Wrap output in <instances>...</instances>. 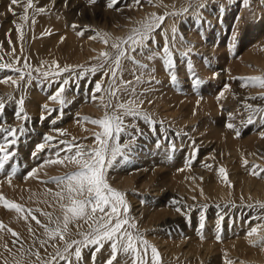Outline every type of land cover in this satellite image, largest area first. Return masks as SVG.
<instances>
[{
	"label": "rangeland",
	"instance_id": "rangeland-1",
	"mask_svg": "<svg viewBox=\"0 0 264 264\" xmlns=\"http://www.w3.org/2000/svg\"><path fill=\"white\" fill-rule=\"evenodd\" d=\"M110 3L112 7L108 6ZM190 3L193 7L184 13L183 10ZM199 3L201 0H139V3L136 0H95V3L90 0H33V8L27 12L28 20L24 21L20 19L24 14L23 6H11L16 13L13 15L9 11L10 0H0V66H10L0 67V92L12 86V80L19 84L12 96L14 99L6 102L2 118L6 127L19 128L22 125L25 128L23 134L17 133V144L10 149L15 152V156L8 166L18 167L17 172L11 175L13 169L7 176L0 173V194L25 209L17 213L6 209L3 201H0V222L6 226L0 230V264H5V261L7 264H44L55 255L57 247L63 250V242L58 237L48 240L43 235L44 229L31 216L24 218L28 209L43 224H48V218L42 212L51 213L53 219L63 217L60 204L67 205L68 200L65 198L60 201L56 195L63 185L58 186L50 181L76 171L77 166L68 161L63 164L46 161L75 154V148L71 153L60 151L65 147L58 144L61 140L85 149L95 147V134L103 130L90 120L103 118L105 112L119 111L117 105L129 100L134 101V106L142 114L124 117V123L129 126L126 131L136 137L134 146L127 159L117 156L113 167L106 171L108 184L124 194L129 206L128 217L136 225L135 229L129 231L138 232L150 246L158 250L157 264H264V246L256 243L260 237H264V219H257L264 217V207H260L264 205V172L258 176L252 174L254 166H258L255 168L258 172L264 169V112H255L247 107L251 105L252 109H264V99L261 98L264 97V88L244 86L242 80L264 77V71L258 68L260 74L243 73L249 66L254 68L250 64V56L264 57V0H248L247 5L243 0H203L206 5L204 8L196 7ZM37 8L45 10L37 12ZM154 15L165 17L160 27L152 33L155 43L149 39L142 53L139 48L129 53L138 64L130 59L122 60L121 69L112 84L116 94L110 96L111 71L107 75L105 71L114 65L111 60L105 62L101 53L108 50V53L114 54L113 43L126 39L133 29L151 21ZM142 16L144 18L139 19ZM123 20L128 24L121 22ZM17 25H20V31ZM253 26L259 27L254 34L250 30ZM173 27L176 29L174 45ZM215 35H220V38L215 40L217 46L213 47L211 42ZM165 36L175 61L173 71L178 77L175 85L170 81L169 71H166L165 62L161 59L163 53L160 50L165 45ZM105 39L107 44L104 43ZM94 41L107 48L104 51L94 49L91 45ZM71 45L74 47L73 52L67 56V48ZM86 46L93 54L96 53V57L87 55ZM210 46L215 48V52ZM80 53L84 57L82 61ZM183 53H187L186 58H182ZM25 63L33 70L39 68L41 73L59 71L65 67L71 71L63 72L55 79L41 76L26 83L19 79V73L11 70L24 68ZM102 63L104 70H97L94 75L85 72L83 77L77 79L85 69ZM140 65H146L147 68H141ZM32 75L36 77L38 74L33 71ZM197 77L200 83L193 87V80ZM65 79L69 82L64 86L66 91L63 95L71 103L64 106L61 115V106L50 97ZM97 82L102 83L100 92H94ZM225 85L228 86L227 90ZM221 91H224L222 97L219 95ZM93 95L96 99H93ZM21 98L24 100V112L29 117L27 121L14 116L19 111ZM162 99L174 101L173 112L176 115L166 112ZM96 104L103 106V116V113L99 115L91 112L92 106ZM109 104L111 107H105ZM43 105L56 111L49 114ZM208 107L214 110H208ZM143 114L155 122V132L143 119ZM250 115L252 123L247 122ZM42 116L46 119L41 120ZM85 117L89 120H85ZM231 122L235 126L233 129L226 126ZM56 129L62 130L63 134ZM137 129L143 135L138 134ZM237 131L240 132L239 137L236 136ZM45 135L53 136L55 139L51 143L56 146L50 148L46 144L45 149L33 157L36 146L44 143ZM33 138L38 140L35 146H29ZM130 141L131 137L121 133V145L129 144ZM58 151L59 157L56 156ZM158 152L163 153L162 161L168 167L167 172L171 173L169 176L177 183L181 181L180 185L176 186L172 179L167 183L161 181L160 177L149 171L137 177L128 174L133 177L132 187L124 191L118 188L120 182L115 180V175H112L114 172L111 171L118 168V173H127L133 162H149L153 157L157 159L155 153ZM255 152L260 155L253 154ZM151 164L155 166L156 162ZM221 168L225 169L227 181L219 171ZM145 169L148 167L143 166L140 170ZM33 170L34 175L29 176L28 173ZM192 180L197 181V189L190 186L187 190L186 187L182 188L183 184ZM169 193L176 195L171 197ZM161 200L164 207L161 204L156 206ZM150 205L151 212L158 214L155 218L161 211L172 212L175 216L170 213L169 218H175L174 223H170L169 227H151L156 221H148L141 212ZM77 223L81 225L80 231H88L83 221L72 222L69 224L70 235L66 239H81L76 235ZM144 224L149 229H142ZM257 225L262 226L258 233L248 236L251 228ZM7 228L19 234L17 243H13L16 237ZM29 228L32 232H29ZM41 239L48 241L43 247L39 243ZM161 241L165 245L160 244ZM138 247L142 248L139 244ZM37 251L39 260L33 254ZM94 251L95 246L84 248L80 264H104L109 258L108 243L96 254L95 261L92 256ZM72 259L75 264V258ZM124 260L123 256L118 255L119 264H124ZM147 260L148 264H152L151 248L148 249ZM58 264H64V261H58ZM127 264H132L131 259H128Z\"/></svg>",
	"mask_w": 264,
	"mask_h": 264
},
{
	"label": "snow or ice",
	"instance_id": "snow-or-ice-1",
	"mask_svg": "<svg viewBox=\"0 0 264 264\" xmlns=\"http://www.w3.org/2000/svg\"><path fill=\"white\" fill-rule=\"evenodd\" d=\"M90 2L95 3V0H90ZM136 2L139 3V0H136ZM149 2H151V0H149ZM243 3L247 5L248 0H243ZM13 5L23 6L24 14L20 16V19L27 21V12L30 8H33V0H26V3L24 0H10L9 11L13 12V15H16L11 7ZM108 6L112 7V4L110 3ZM192 7L193 5L190 3L189 6L183 10L184 13H187ZM196 7L204 8L206 5L203 3V0H201V3L197 4ZM44 10L45 9L43 8L36 9L37 12H43ZM173 15H175V13H173ZM164 19L165 17L163 16L154 15L151 21L145 22L140 28L133 29L132 34H130L126 39L121 40L119 43H113L112 48L115 49L114 54L108 52L101 53L105 62L111 60L114 65V67L105 71V75L108 74V71H111L108 89V94L110 96H115L116 94V90L112 89V84L115 83L117 72L121 69L122 60L130 59L134 64H138L135 58L129 53L136 52L138 48L142 53L144 48L147 47L146 42L149 39H152L153 43H155L152 33L160 27ZM17 30L20 31V25H17ZM172 33L174 45L176 36L175 27L172 28ZM180 38L183 40L182 35ZM235 39L236 37L234 36L233 40ZM104 43L107 44L106 39L104 40ZM125 45L127 47H125ZM160 51L163 53L161 59L165 62L166 71H169L170 81L175 85L178 81V77L173 71L175 68V61L169 48L167 36H165V45ZM181 55L182 58H186L187 53H183ZM53 63L55 64L56 62ZM188 64L190 68L191 62L189 61ZM0 67L9 68L10 66L2 65ZM140 67L147 68L146 65H140ZM56 68L59 69L58 64H56ZM24 69H28V71L25 72ZM11 70L19 73V79L21 81H26V83H30L33 79H40L41 76L44 79H48L50 76L55 79L63 72L71 71V69L65 67L59 71H45L41 73L39 68L33 70L27 63L24 64V68H13ZM97 70H104V64L102 63L96 67L85 69L79 74V76H77V79L83 77L85 72H91L94 75ZM33 71L38 74L36 77H33ZM73 75H75V73H73ZM242 80L244 81V86L264 88V77H247L242 78ZM11 82L13 85L19 87L16 80H12ZM68 82V79H65L57 91L50 97L52 101L58 102L61 106V115L64 106L71 103V101L63 95L66 91L64 86L67 85ZM157 83H159V81H157ZM199 83V78H195L193 80V87ZM227 88L228 86L225 85V90H227ZM100 91H102V83L97 82L94 92ZM132 91L134 93L135 90L132 89ZM219 95L221 97L224 96V91H221ZM261 98L264 99V97ZM13 99L14 98L12 96H0V133L3 134L0 136V140L3 141L0 143V170H3L5 166L9 164L12 159H14L15 152L10 151V149L17 144V133L19 132L20 134H23L25 131V128L22 125L19 128L5 126L6 122L2 117L6 107V102L12 101ZM93 99H96L95 95H93ZM251 99H255V97H251ZM23 104L24 100L21 98L19 100V111L15 112L14 116L18 120L27 121L29 117L27 116V113L24 112ZM105 107H111V105L109 104ZM247 107L255 112H264V109H252L251 105H247ZM43 108L45 111L49 112V114L56 111V109H49L48 105H43ZM117 109L119 111H113L111 113L105 112L104 117L101 119L90 120L92 124L99 126L103 130L102 132L95 134V147L85 149L80 145L68 144L61 140L58 141V144H63L65 147L60 149V151L71 153L73 148H75V154H66L63 159L57 158L46 161L51 164H63L64 161H68L70 163H74L77 166V170L63 177L52 178L50 181L56 183L58 186L63 185L61 191L56 193V195L59 197L60 201H63L65 198L68 200L67 205L63 203L60 204L64 213L62 219L59 217L53 219L51 213L42 212L41 214L48 218V224H43L39 219H37L31 209L27 210V216L24 217L27 219L28 216H31V219L35 220L36 223L44 229L43 235L47 236L48 240H53L58 237L59 240L63 242V250L57 247L55 255H52L48 261L44 262V264H58V261H64V264H73V257L75 258V264H80L83 260V249L91 246H95V251L92 253L93 261H95L96 254L104 248L106 243L109 244L110 255L104 264H119L118 255L125 258L124 264H127L128 259H131L132 264H148L147 254L149 248H151L152 253V264H157L158 250L154 246H150L138 232L133 233L132 231H129V229H135L136 225L131 223L128 217L129 206L124 199V194L112 188L107 182V169L113 167L117 156H122L124 159L128 158V153L132 151L136 139L132 133L126 131L129 126L124 123V117H138L142 115L141 112L138 111L137 107L134 106V101L132 100L118 104ZM43 119H46V117L42 116L41 120ZM84 119L89 120L88 117H85ZM143 119L152 126V131L155 132V122L147 114H143ZM247 122L252 123L251 115L248 117ZM52 123L55 124L56 121L53 120ZM226 126L229 129H233L235 127L233 123H228ZM56 131L63 134V131L60 129H56ZM121 133L131 137L129 144H120L119 141ZM137 133L143 135L139 129H137ZM239 135L240 132L237 131L236 136L239 137ZM43 139L44 143L38 144L36 146V150L33 151V157H36L37 152L43 151L46 144L50 148L56 146L51 143L55 139L53 136L45 135ZM56 156L59 157V151L56 153ZM244 163L247 165V160H245ZM256 167L258 166H254L252 171L253 175L258 176L260 172H264V169H260L259 172L256 171ZM219 171L224 175V178L227 181L225 169L221 168ZM34 172L35 170L28 173V175H34ZM11 175H15L14 170ZM0 201H3V206L6 209L15 210L17 213L25 211L21 205L8 201L2 194H0ZM260 207H264V205H260ZM176 210L180 211L179 208ZM203 219L204 217L202 215L200 225L201 229L203 228ZM257 219H264V217H259ZM78 221H83L84 224L88 226V231H80L81 225L77 223L76 235L80 236L81 239H66V236L70 235L69 224ZM52 225L55 226L53 227ZM261 227V225L252 227L247 235H256L258 233V229ZM4 228H6V226L0 222V230H3ZM7 231L11 233L13 237H16V240H14L13 243H17L19 240V234L11 228H7ZM29 232H32L31 228H29ZM39 243L43 247L44 244L48 243V241L41 239L39 240ZM256 243L264 246V237H260ZM138 244L141 245L142 248L138 247ZM52 246L55 247V245ZM5 248L8 250L7 245H5ZM73 248L74 251H72ZM141 251L143 252V255H141ZM33 254L38 260L40 259L38 251ZM5 264H7V261H5Z\"/></svg>",
	"mask_w": 264,
	"mask_h": 264
},
{
	"label": "bare ground",
	"instance_id": "bare-ground-1",
	"mask_svg": "<svg viewBox=\"0 0 264 264\" xmlns=\"http://www.w3.org/2000/svg\"><path fill=\"white\" fill-rule=\"evenodd\" d=\"M155 10V9H154ZM150 12H152V11H150ZM146 14V13H145ZM144 14V15H145ZM143 15V16H144ZM139 17V19H143L144 17ZM148 16V15H147ZM264 16V15H263ZM89 19V18H88ZM146 20V19H145ZM260 20V19H259ZM107 21V20H106ZM121 22H124V24H128L125 20H123V21H121ZM147 22V21H146ZM96 24V23H95ZM124 26V25H123ZM259 27H260V24H259ZM259 27H257V26H253L250 30H252V33L254 34L255 32H256V30H258L259 29ZM41 28H43V26H41ZM127 28V27H126ZM103 30V29H102ZM114 31V33H116L117 31L116 30H113ZM116 31V32H115ZM106 32V31H105ZM238 32V31H237ZM117 33H119V32H117ZM116 33V34H117ZM121 33V32H120ZM220 33V32H219ZM258 34V33H257ZM252 35V34H251ZM256 35V34H255ZM119 37V36H118ZM223 37V36H222ZM225 37V36H224ZM256 37H258V36H256ZM220 38V35H215L214 36V39L212 40V42H211V44L213 45V47H215V46H217V42H215V40L216 39H219ZM247 38V37H246ZM257 39L258 38H256V41H257ZM36 40V39H35ZM39 40V39H38ZM96 41H94L93 43H91V45H93V48L94 49H99L100 51H104V49L105 48H107V46L105 47V45L103 44V45H97V44H99V43H95ZM79 45V44H78ZM252 45V44H251ZM88 46V45H87ZM87 46H86V52H87V55L89 56V57H96V53L95 54H93L91 51H90V48L88 49L87 48ZM219 46V45H218ZM69 47V46H68ZM67 48V47H66ZM220 48V47H219ZM73 49H74V47L71 45L70 47H69V49L67 48V56L68 55H71V53L73 52ZM210 49L213 51V52H215V48H212L211 46H210ZM207 50H208V48H207ZM4 51V50H3ZM80 51V50H79ZM108 51V50H107ZM106 51V52H107ZM257 51V50H256ZM222 52H224V51H222ZM249 52H250V50H249ZM77 53H79V52H77ZM82 53V52H81ZM80 53V55L82 56L83 54H81ZM100 52H98V54H99ZM258 53H259V51H258ZM64 54V53H63ZM77 55V54H76ZM216 55V54H215ZM81 56H79L80 57V60L82 61L83 59H84V57L81 59ZM85 56V55H84ZM222 56V55H221ZM78 57V58H79ZM98 57V56H97ZM248 57V56H247ZM88 58V57H87ZM87 58H85V60L87 59ZM250 64H253L254 65V68H250V66L249 65H247V66H249L248 68H246L244 71H243V73L246 75H254L255 73H259L258 71V69H260V70H263L264 71V57H260L259 58V56H250ZM89 59V58H88ZM225 61V60H224ZM79 62V61H78ZM220 62V61H219ZM224 63V62H223ZM72 64H75V63H72ZM79 64V63H78ZM69 65H70V63H69ZM77 65V64H76ZM238 65V64H237ZM258 68V69H257ZM241 70V69H240ZM243 70V69H242ZM261 72V71H260ZM237 73V72H236ZM242 73V74H243ZM260 74V73H259ZM19 83V82H18ZM11 85V84H10ZM19 85V84H18ZM27 85V84H26ZM21 86V85H20ZM17 86L16 85H12V86H8L7 88H5V90H3V91H1L0 92V96H3V97H5V96H13V94L15 93V88H16ZM17 91H19V89L17 90ZM17 93H19V92H17ZM172 99H173V97H172ZM174 101H175V99H173ZM172 100V101H173ZM172 101H170V100H166V99H162L161 100V102H162V104H163V107L165 108V110H166V112H168V114H170V113H172L173 115H176V113L175 112H173L174 111V107H173V102ZM98 103V102H97ZM191 103V102H190ZM211 104V103H210ZM205 106V105H204ZM203 106V107H204ZM99 109H98V108ZM206 107V106H205ZM205 107H204V109H205ZM209 108V107H208ZM212 108V107H211ZM211 108H209L208 110H210ZM203 109V110H204ZM164 110V109H163ZM205 110H207V109H205ZM213 110H214V108H213ZM212 109H211V111H213ZM90 111V110H89ZM88 111V112H89ZM104 110H103V106H101V107H99V105L98 104H96L95 106H92V110H91V112L92 113H96L97 112V114L99 113V115L100 114H102V116L104 115V112H103ZM91 113V114H92ZM192 113V112H191ZM7 114V113H6ZM171 115V114H170ZM184 115H185V113H184ZM201 115V114H200ZM169 116V115H168ZM167 116V117H168ZM94 117H95V115H94ZM175 117V116H174ZM176 117H179V116H176ZM187 117V116H186ZM181 118H183V117H181ZM235 118V117H234ZM233 118V119H234ZM100 119V118H99ZM175 119H177V118H175ZM185 119V118H184ZM183 119V120H184ZM186 119H188V117L186 118ZM178 120V119H177ZM197 121H198V119H197ZM184 122V121H183ZM186 122V121H185ZM184 122V123H185ZM190 123H192L191 121H190ZM217 123H218V120H217ZM232 123V122H231ZM181 125V124H180ZM200 126H201V124H200ZM188 127V126H187ZM218 127V126H217ZM208 128H209V126H208ZM219 128V127H218ZM211 129H212V127H211ZM210 129V130H211ZM212 131H213V129H212ZM211 131V132H212ZM205 132V131H204ZM214 132V131H213ZM208 134V133H207ZM213 134V133H212ZM216 134V133H215ZM227 134V133H226ZM206 135V134H205ZM209 135H210V133H209ZM210 136H213V135H210ZM215 136H217V135H215ZM225 138V137H224ZM37 140H38V138H33L30 142V145L29 146H32V145H34L35 146V144H36V142H37ZM2 141V140H1ZM226 141V140H225ZM227 144V143H226ZM236 144V143H235ZM240 144V143H239ZM237 145V144H236ZM239 146H242L241 144L239 145ZM257 147H259V146H257ZM253 148H255V147H253ZM233 150H234V148H233ZM232 152V151H231ZM142 154V153H141ZM157 154V155H156ZM253 154H255V155H260V153H253ZM147 155V154H146ZM149 155H152V153L151 154H149ZM154 155V154H153ZM155 155L157 156L156 158L157 159H155L154 157H153V159H149V162H143V161H140V162H133V164L130 166V168H129V170H128V172L127 173H124L123 171L122 172H120V173H118L117 172V169L116 168H113V169H116V171L115 170H113V171H111V172H114L112 175H115V180L116 181H119L120 183L119 184H117V186H118V188H120V189H123V191H124V189H129L130 187H132V185H133V177H137V176H142V174L144 173V172H146L147 174H148V172L150 171V172H153V173H155L158 177H160V180L162 181V180H164L166 183H167V181H170L173 177H171V176H169V175H171V173H169V172H167V169L166 168H168V167H166V165L164 164V162L162 161V156H163V153L162 152H158V153H155ZM148 158H149V156H148ZM147 158V159H148ZM45 159H43V160H41V162L42 161H44ZM49 160V159H48ZM131 161V160H130ZM168 161V160H167ZM152 162H156V164H155V166H154V164H153V166H152ZM145 163V164H144ZM7 166H8V164H7ZM143 166L145 167V168H147L148 167V169H145V170H143V171H141L140 169H142L143 168ZM147 166V167H146ZM115 167V166H114ZM17 168L18 167H11V166H8L7 167V169L6 168H4L5 170H6V172H5V170L3 169L2 171H0V173H1V175H8V174H10L11 172H12V170L13 169H15L14 171H16L17 170ZM17 172V171H16ZM131 173V176H133V177H131V176H128V174H130ZM127 176V177H124V176ZM155 175V176H156ZM149 178V177H148ZM196 178V177H195ZM152 179V178H151ZM179 179V178H178ZM194 179V178H193ZM113 180H114V178H113ZM121 180H122V182H121ZM136 180V179H135ZM185 180V182H186V178L184 179ZM183 180V181H184ZM35 181V180H34ZM148 181V180H147ZM150 181H152V180H150ZM172 181H173V179H172ZM154 182V181H153ZM171 182V181H170ZM175 184H176V186L181 182H179V183H177V182H175V181H173ZM196 182L197 181H189L188 183H185V184H183V187L182 188H185L186 187V190H187V188L190 186V187H192V188H195V189H197V187L195 186V185H197L196 184ZM38 183V182H37ZM159 183H160V181H159ZM184 183V182H183ZM248 183H249V181H248ZM252 183V182H251ZM154 184V183H153ZM163 184V183H162ZM169 185H171L170 183H169ZM180 185V184H179ZM249 185V184H248ZM163 186H166V184H164ZM252 186H254L253 184H252ZM146 187V186H145ZM251 186H248V188H250ZM177 188V187H176ZM145 189V188H144ZM180 189V188H179ZM183 190V189H182ZM182 190H181V192H182ZM25 191V190H24ZM163 191V190H162ZM176 191V190H175ZM185 192V191H184ZM183 192V193H184ZM245 192V191H244ZM173 193V192H172ZM177 193V192H176ZM20 194V193H19ZM186 194H188V192H186ZM169 195L171 196V197H174V195H176V194H171V193H169ZM166 197V196H165ZM183 197V196H182ZM260 197V196H259ZM162 198V197H161ZM189 198V197H188ZM164 200H167V199H164ZM163 201L161 200V201H159V203L156 205V206H158L159 207V205L161 204V207L164 205V203H162ZM167 203V202H166ZM164 207V206H163ZM151 208H152V205H150L149 206V208H145V209H141L142 211L141 212H143V214L146 216V219L149 221H151V220H155L156 222H155V224H154V226H152L153 224H152V222H150L152 225H151V227H155L156 226V228H158V226H162V227H169V224L170 223H174V221H175V218H169V217H171V216H169V215H171L170 213H172V212H170V213H167V212H165V211H161L160 213H159V216H158V218H155V217H157V215H154L152 212H151ZM175 214V213H174ZM172 215H173V213H172ZM173 216H175V215H173ZM154 218V219H153ZM143 222V221H142ZM141 223V222H140ZM157 223V224H156ZM141 225H142V223H141ZM149 229L148 228V226H146L145 224L142 226V229ZM169 229V228H168ZM162 232V231H161ZM258 239V238H257ZM160 244H163V245H165V243H162V241L160 242ZM166 248H168V246H165ZM183 251V250H182ZM30 255V254H29ZM198 255V254H197ZM31 259V258H30Z\"/></svg>",
	"mask_w": 264,
	"mask_h": 264
}]
</instances>
